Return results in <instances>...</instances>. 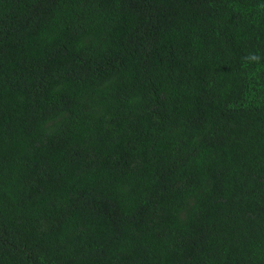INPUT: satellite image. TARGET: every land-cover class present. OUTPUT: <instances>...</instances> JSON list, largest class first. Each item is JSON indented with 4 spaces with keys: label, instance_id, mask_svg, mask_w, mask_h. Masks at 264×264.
Returning a JSON list of instances; mask_svg holds the SVG:
<instances>
[{
    "label": "trees",
    "instance_id": "trees-1",
    "mask_svg": "<svg viewBox=\"0 0 264 264\" xmlns=\"http://www.w3.org/2000/svg\"><path fill=\"white\" fill-rule=\"evenodd\" d=\"M0 264H264V0H0Z\"/></svg>",
    "mask_w": 264,
    "mask_h": 264
}]
</instances>
